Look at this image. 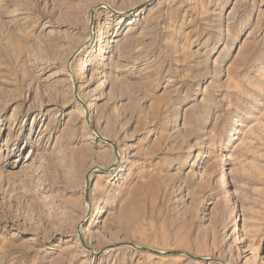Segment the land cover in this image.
I'll return each mask as SVG.
<instances>
[{
    "label": "rangeland",
    "instance_id": "374dc122",
    "mask_svg": "<svg viewBox=\"0 0 264 264\" xmlns=\"http://www.w3.org/2000/svg\"><path fill=\"white\" fill-rule=\"evenodd\" d=\"M0 264H264V0H0Z\"/></svg>",
    "mask_w": 264,
    "mask_h": 264
},
{
    "label": "water",
    "instance_id": "95a60500",
    "mask_svg": "<svg viewBox=\"0 0 264 264\" xmlns=\"http://www.w3.org/2000/svg\"><path fill=\"white\" fill-rule=\"evenodd\" d=\"M98 8H100V7H98ZM96 9H97V8H96ZM92 13H93V14H92V19H93V18H94L95 11H93ZM85 45H86V44H85ZM85 45H84V46H85ZM84 46H83V47H84ZM83 47H82V48H83ZM80 50H81V49H79L77 52H75V54L73 55L72 58H75V57L77 56V54L79 53ZM78 99H79L80 102H82L80 98H78ZM82 103H83V102H82ZM99 138H100V136H99ZM104 142L107 143V144H109V145L114 146V144H113L111 141H109L108 139H107V140H104ZM114 148H115V147H114ZM115 152H116V148H115ZM116 155H117V152H116ZM87 180H88V179H87ZM87 188H88V184H87ZM135 248H136V249H140V247H138V246H135ZM150 251L153 252V253H156V254H163V253H161V252H157V251H153V250H150Z\"/></svg>",
    "mask_w": 264,
    "mask_h": 264
},
{
    "label": "bare ground",
    "instance_id": "6f19581e",
    "mask_svg": "<svg viewBox=\"0 0 264 264\" xmlns=\"http://www.w3.org/2000/svg\"><path fill=\"white\" fill-rule=\"evenodd\" d=\"M113 12H116V11L113 10ZM82 102H83V101H82ZM83 103H84V102H83ZM83 103H82V104H83ZM89 121L91 122L92 120L90 119ZM96 133H97V134H100L101 132L96 131ZM100 136H101V137H100L101 140H103V141H104V140H107V138H105L104 135H101V134H100ZM221 180H222L223 183H224V185H223V187H222L221 189H222V190H227V189H228V188H227V187H228V184H227V182H226V177L223 175ZM227 192H229V191L227 190ZM236 231H238V230H236ZM115 249H116V248H115ZM111 250H112V249H111ZM111 250H110V251H111ZM87 251H88V250H87Z\"/></svg>",
    "mask_w": 264,
    "mask_h": 264
}]
</instances>
